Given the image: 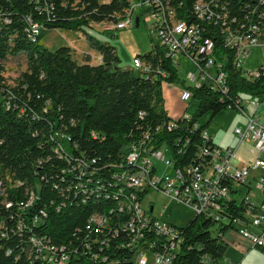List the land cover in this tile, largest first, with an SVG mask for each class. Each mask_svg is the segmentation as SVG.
Masks as SVG:
<instances>
[{"label": "trees", "instance_id": "1", "mask_svg": "<svg viewBox=\"0 0 264 264\" xmlns=\"http://www.w3.org/2000/svg\"><path fill=\"white\" fill-rule=\"evenodd\" d=\"M184 4L180 16L190 20V2ZM130 8L131 0H0V264H46L31 237L47 243L50 254L63 248L70 264H134L135 249L122 229L130 216L118 204L129 145L149 130L153 143L169 144L176 167L198 164L203 132L218 113L240 111L243 95L264 100V63L257 76L246 75L217 29L210 32L216 52L230 57L224 66L227 90L192 86L198 106L189 118H175L174 126L163 83L181 78L158 43L136 55L152 65L146 74L121 66L115 45L90 31L86 38L102 54L95 64L78 62L70 45L50 49L43 42L48 30L81 31L92 21L124 20ZM20 52L27 67L9 84L4 60ZM208 141L215 142L212 136ZM34 193L33 204L21 209ZM227 204L233 216L245 210L244 201ZM96 215L103 225L92 221ZM232 228L195 215L179 227L182 240L172 264L219 263Z\"/></svg>", "mask_w": 264, "mask_h": 264}, {"label": "built area", "instance_id": "2", "mask_svg": "<svg viewBox=\"0 0 264 264\" xmlns=\"http://www.w3.org/2000/svg\"><path fill=\"white\" fill-rule=\"evenodd\" d=\"M184 2H190V20L180 16L179 8H184ZM131 3L132 13H127V20L113 22L112 27L133 26L139 14L140 22L143 18L149 24L152 46L158 43L174 60L177 53L191 59L195 71L189 72L191 83L183 86L182 99L191 100V87L205 83L227 90L224 66L230 59L229 52H216V41L210 34L213 29L220 31L225 45L230 47L233 63L242 67L246 75H258L259 66L248 70L243 67V61L256 45H264V0H131ZM133 64L142 73L152 71V65L139 56L134 57ZM261 111L264 112L263 99L243 95L240 112L247 123L235 129L238 143L226 146L210 143L211 134L206 129L198 150L201 161L184 168L176 167L167 142L159 145L152 142L149 130L129 145L125 155L127 166L119 175L124 186L118 204L121 212L130 216L122 224V229L128 232V244L132 245V250L135 249L134 264H172L182 240L179 226L154 215L152 206L138 208L141 193L146 191L147 195L153 190L166 193L171 199L191 208L196 215L210 218L217 225L232 224L233 230L264 253V116ZM182 115L189 118L191 114L184 112ZM175 118L170 120L169 126L176 125ZM242 144L250 146V150L257 154L240 164L236 157ZM157 161L172 165V175L158 174ZM257 169H262V173L255 175ZM258 192L261 193L260 202L253 199ZM35 197L36 193L31 203L23 204L21 209L29 208ZM232 200L244 201L245 210L241 216L231 214L227 203ZM11 206L6 204V207ZM98 216H94L92 221L98 223ZM4 226L0 218V228ZM30 241L34 248L41 249L46 264H70L71 259L63 248L59 249V254H50L43 240L31 237ZM158 243L160 245L156 248ZM217 264L240 263L222 260Z\"/></svg>", "mask_w": 264, "mask_h": 264}, {"label": "rangeland", "instance_id": "3", "mask_svg": "<svg viewBox=\"0 0 264 264\" xmlns=\"http://www.w3.org/2000/svg\"><path fill=\"white\" fill-rule=\"evenodd\" d=\"M136 12L140 11L136 10ZM137 16L140 15L137 14L136 18ZM112 24V21H92L91 26H86L85 29L81 31L54 28L48 30L43 38V42L50 49H55L60 45H70L73 49V57L78 62L95 64L100 62V51L92 47L86 38L85 32L90 31L101 40L108 41L115 45L117 54L121 58V66H133L134 57L138 54L149 51L152 47L149 24L147 21H144L143 18L138 26L135 22L133 26L115 29L112 27ZM87 52L91 53L90 61H86V56L88 55ZM175 60L177 61V68L181 81H176L174 83L166 82L163 88L165 107L173 117L182 115L184 112L192 114L198 106L197 100H184L181 98L183 86L191 83L189 72L191 73L192 71H195V65L191 59L181 53L175 55ZM262 63H264V45L259 44L254 47L250 55L243 61V67L252 70L256 69ZM4 64L6 68L4 75L7 82L9 84H16L18 76L27 67V55L25 52L9 54L4 60ZM208 115L209 114H205L200 122L205 121ZM246 123V117L240 111L228 108L218 113L207 129L219 144L223 146L236 145L238 143V136L235 129L237 126H245ZM170 154L171 153L169 152V155ZM256 154L257 152H252L250 150V146L242 144L239 146L236 161L242 164L247 160L254 158ZM157 164L158 174L172 175V165H167L163 161H157ZM262 171V169H257L254 171V174L259 175ZM8 181L12 186L18 185V183H14L12 179H8ZM253 199L256 202H260L262 200L261 193L258 192L257 195H253ZM141 205L142 208H149L152 206L154 208V215L162 220L173 222L179 227L187 225V223L196 215L191 208L171 199L169 195L159 190L149 192L146 197H144ZM229 231L236 230L231 229ZM225 244L227 248H233L231 245H227L226 242ZM229 254L233 253L227 251L226 256H229ZM242 262V264H264V253L262 250L255 247L251 249L250 252L246 253Z\"/></svg>", "mask_w": 264, "mask_h": 264}, {"label": "crops", "instance_id": "4", "mask_svg": "<svg viewBox=\"0 0 264 264\" xmlns=\"http://www.w3.org/2000/svg\"><path fill=\"white\" fill-rule=\"evenodd\" d=\"M87 53L91 54L90 52H87ZM99 57H100V62H101L102 61V54L101 53L99 54ZM126 68H134V64H133V66L126 67ZM165 83L166 82L163 83V88H164ZM163 92H164V90H163ZM260 114H262L264 116L263 111H261ZM178 116H180V115H178ZM214 141L216 143H218L215 139H214ZM223 240L227 243V245L229 244L233 247L231 249L226 247L225 257L223 260H233V261H237L240 264H242L243 263L242 261L245 258L246 253L250 252L251 249L255 248V246H253V244L251 243L250 240L242 237L237 231H228L225 234ZM227 251H229V253L231 251L233 254H229L230 257L226 256ZM241 257H242V259H241Z\"/></svg>", "mask_w": 264, "mask_h": 264}, {"label": "bare ground", "instance_id": "5", "mask_svg": "<svg viewBox=\"0 0 264 264\" xmlns=\"http://www.w3.org/2000/svg\"><path fill=\"white\" fill-rule=\"evenodd\" d=\"M129 13H132V4ZM124 20H127V17ZM138 208H142L141 202H138Z\"/></svg>", "mask_w": 264, "mask_h": 264}, {"label": "water", "instance_id": "6", "mask_svg": "<svg viewBox=\"0 0 264 264\" xmlns=\"http://www.w3.org/2000/svg\"><path fill=\"white\" fill-rule=\"evenodd\" d=\"M140 24V16H137L136 18V25L138 26ZM153 210V207L151 208Z\"/></svg>", "mask_w": 264, "mask_h": 264}]
</instances>
